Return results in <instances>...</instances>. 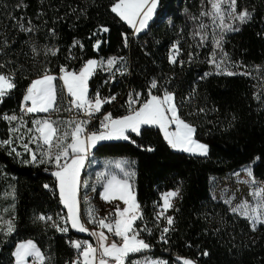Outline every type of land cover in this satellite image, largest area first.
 Listing matches in <instances>:
<instances>
[{
	"label": "trees",
	"instance_id": "1",
	"mask_svg": "<svg viewBox=\"0 0 264 264\" xmlns=\"http://www.w3.org/2000/svg\"><path fill=\"white\" fill-rule=\"evenodd\" d=\"M115 2L0 0V74L15 85L0 97V141H11L0 145V215L13 226L9 233L0 222V264H15L14 250L27 240L40 249L43 264H68L78 253L73 244L86 235L64 224L67 210L52 175L55 166L32 162L24 147L34 153L44 148L32 140L36 120L56 121L61 131L67 127L64 86L57 78L52 116L23 114L22 101L34 78L59 75L61 67L78 71L89 60L110 57L119 60L111 69L96 68L88 81L90 97L96 92L103 99L115 96L101 113L124 117L133 109L130 96L139 94L143 102L172 93L179 117L208 147L205 156L176 151L159 127L142 125L139 135L128 132L127 140L102 141L93 148L95 158H126L133 176L141 211L134 228L149 248L128 255L126 264H184L185 259L264 264V224L253 231L248 219L211 196L212 177L249 163L264 183V84L257 86L245 74L221 72L213 62L241 63L264 78V0H237L238 14L249 16L244 22L235 19L229 33L202 14L209 13L208 0H158L154 18L139 33L111 11ZM124 36L130 38L128 48L122 45ZM174 46L179 54L171 63ZM153 81L156 88H151ZM174 190L180 192L174 206L158 217L155 202L160 205L163 194ZM90 202L95 208L100 201L94 197ZM165 217L172 218V225Z\"/></svg>",
	"mask_w": 264,
	"mask_h": 264
},
{
	"label": "snow or ice",
	"instance_id": "2",
	"mask_svg": "<svg viewBox=\"0 0 264 264\" xmlns=\"http://www.w3.org/2000/svg\"><path fill=\"white\" fill-rule=\"evenodd\" d=\"M212 13H202L203 15H212L214 18H218L220 25L227 27L229 30H233L231 25H224V12L221 8L222 3H228L229 15H232L234 19L244 22L249 13L242 11L236 14V0H210ZM116 0L113 4L111 11L116 13L123 21H125L131 28L135 29L136 33H139L147 26V22L151 19L153 10L156 8L157 0ZM204 25H201L203 28ZM24 31H32L31 28L23 29ZM103 31L107 32L108 29L104 28ZM125 37V41H126ZM203 39V37H202ZM217 47H219L220 41H216ZM96 47H99L97 44ZM55 52H53V55ZM179 54L178 46H174L171 63H176V56ZM215 62V61H213ZM97 61L89 60L87 64L80 70L79 73L70 72L67 69L61 67V72L64 74L61 79L67 88V92L72 100L70 104L75 109L81 111L87 117H91L94 114L100 112L102 106L105 103H111L115 100V96L101 99L99 92H96L92 98L88 97V80L97 67ZM100 66H103V61L99 62ZM116 63L115 58L109 59L107 64L109 68ZM233 73H228L232 75ZM56 77L45 73L40 79H37L31 83L27 89V94L24 97V101L31 102V106L25 104V109L29 113L44 112L47 113L54 109L56 104V91L53 85V81ZM15 87L9 77L0 74V97L6 94V91ZM155 81L151 84V88H156ZM151 95V93L149 92ZM139 96V94H137ZM138 100L131 99L129 97V108L132 109V105L138 103ZM72 107L68 111H72ZM3 119L12 121L16 120V116H4ZM89 120H69L63 123L67 125L62 134L58 135L60 131L54 127L56 121L36 120L34 123L37 125L35 131L38 136L32 137L34 142L42 141V145L45 151L41 153L39 163H51L58 169L52 173L58 179L60 196L66 207L68 208V216L71 220V226L78 229L80 232H87L88 229L79 220V201L77 198V189L79 184L80 168L83 166L84 159L87 154L89 146H94L98 140L105 139H129L125 134L127 131H131L140 134L142 125H157L164 134V139L173 149H181L184 151H192L188 147L189 144H195L196 148L200 150L201 155H207V145L196 143L193 140V134L195 128L180 119L178 115V109L174 103V96L168 92H165L163 97L151 95V98L146 100L138 109H132L129 115L114 119L111 113H107L101 121L102 127L106 129L105 132L86 134V125ZM175 124L176 130L169 131V127ZM18 131V129H14ZM31 131V129L29 130ZM134 142V141H133ZM11 141H0V145L10 144ZM25 149L31 153L32 162L37 161V157L28 145H24ZM55 149V151H53ZM151 151L152 149H148ZM19 155V153L17 154ZM117 168H121L120 164L116 165ZM125 177L130 176V173H125ZM248 175L251 177L252 173L249 170ZM251 183L255 184L254 178ZM47 187V185H45ZM130 185L127 179H120L116 175H112L108 179L103 188L102 198L111 203L109 198L111 193L113 197L121 200L126 207L120 209L117 205L114 214H110L101 219H96L94 210L88 212L89 220L91 223L97 224L101 229H106L109 233L120 237L122 243L117 245L113 242L111 245H107V237L103 231L91 233L96 235L100 241V248L102 249V255L104 257H110L116 261V264H123V258L129 252L140 251L141 249L149 248L142 239H137L139 232L134 228L135 221L141 217L134 213V210L139 208V204L136 202L135 195L129 191ZM118 190V191H117ZM264 188H260L258 191L251 193L254 197L258 198V202L254 208L249 212V205L247 201L242 202L239 206L232 208L234 213H239L245 218L249 219L251 228L256 230L258 225L264 224ZM178 192H169L163 197L164 210L172 207L170 203V197H175ZM230 203V202H228ZM163 211L159 215H163ZM115 219H112V216ZM40 219H45L41 216ZM48 219H51L50 217ZM168 225H172L173 220L171 217H165ZM109 221V222H106ZM7 231L10 233L13 230V226L10 221L7 222ZM61 231H67V228L61 229ZM165 233L169 231L168 228L163 230ZM164 239V237H161ZM166 242V241H165ZM73 246L81 250L80 255L83 257L82 264H91L95 259L97 249L91 244L85 242V246H82L79 242H74ZM208 253L205 252L204 255ZM17 264H27V257L34 256L44 262V256L36 246L29 241L27 244H22L16 250ZM75 264H81L80 261ZM99 264H107V260L101 258ZM184 264H193L192 261L185 259Z\"/></svg>",
	"mask_w": 264,
	"mask_h": 264
},
{
	"label": "rangeland",
	"instance_id": "3",
	"mask_svg": "<svg viewBox=\"0 0 264 264\" xmlns=\"http://www.w3.org/2000/svg\"><path fill=\"white\" fill-rule=\"evenodd\" d=\"M208 3H209V13H212L213 10H212V7H211L210 0H208ZM150 5H151V0H149V5L148 6H150ZM157 7H158V0H157L156 8L153 10L151 19L148 20L147 24L154 18ZM221 8H222V10L224 12V21H223V24L224 25H231L232 26V29H233V23H234L235 19L233 18L232 15H229V5H228V3H222L221 4ZM236 14H238V12H237V6H236ZM209 17H210V20H211L212 25H214L215 28L220 29L221 31H223L225 33H229L230 31H232V30H229L227 27L221 26L220 25V21H219L218 18H214L212 15H209ZM133 30L135 31V29H133ZM173 48L171 49V55H170L171 58H172V55H173ZM215 64H216L217 70H219L221 72H224V73H227V74L228 73L245 74V75L251 76L256 81L257 86H262L264 84V78L261 77L258 72H256V71H254V70H252V69L244 66L241 63H236V62H233L232 63V62L229 61V63L227 64L228 66H224V64L222 62V59H218V60L215 61ZM122 66L125 68L124 65H122ZM108 69H111V68L108 67ZM4 76H6V75H4ZM6 77H9V76H6ZM62 84L65 87L64 82ZM64 90H65V88H64ZM65 94H66V92H65ZM68 97H70V96L68 94H66L65 95V103H66V98H68ZM134 97L135 96L132 95L131 99H133ZM136 98H139V96L136 95ZM70 120H72V119H70ZM81 120H83V119H81ZM151 126H157V125H151ZM34 132H35L34 136H38V134L36 133V131H34ZM59 132H61V129H60ZM103 132H105V131H103ZM162 134H163V131H162ZM163 136H164V134H163ZM193 140L196 143L203 144V143H201V142H199V141H197L195 139L194 134H193ZM104 141H107V140H104ZM40 142L42 144V141H40ZM188 147L191 148V149H194L195 148V144H189ZM174 150H176V149H174ZM43 151H45V148L40 149L38 147V150L35 153V155L37 157V161L36 162H39V160L41 158V153ZM53 151H55V149H53ZM176 151H184V150H176ZM184 152H186V151H184ZM186 153H188V152H186ZM91 158H92V156H91ZM107 158H110V157H107ZM119 160H121V159H119ZM253 166H254V163L245 164L242 167H240L239 169H237L235 171H232V172H230V173H228L226 175L212 177V179H211V196H212V198L214 200L222 201L223 203L227 204L228 207L230 208L231 212H233L232 211V208H235V207L239 206L242 202L247 201L248 202V205H249V212H251V209L254 208L256 206L257 202H258V198L257 197H254L253 195H251V193H253L255 191H258L260 188H264V183L262 181L258 180L254 176V174H253ZM129 169L130 168L128 167V170L126 169V171H127V173H130L131 174V171ZM249 170L252 173V176L251 177L248 175V171ZM253 178L255 180V184L251 183V181H252ZM174 191L175 192H178V190H174ZM262 196H264V194H262ZM177 199L178 198H176V196L175 197H170V203L172 204V207L174 206V204H175V202H176ZM83 200L84 199L81 196V201L83 202ZM84 202H85L84 203L85 204L84 216L87 217L88 220H89L88 212L90 210H94V214H95L96 213L95 210L97 209V207L94 208L95 203L90 202V200L89 201H84ZM228 202H230V203H228ZM162 206H163V203H161V206H160V210L159 211L160 212L163 211V213H165L167 210H169V209L172 208L171 207V208H169L167 210H164L162 208ZM260 211L261 212H264V209H261ZM159 213L157 215H158V217H161L162 215H159ZM132 214H135V210H134V213H130L129 215H132ZM235 214L240 215L241 217L245 218L243 215H241L239 213H235ZM2 218H3V216L0 215V222H1V224H6L7 225V222L9 220H4ZM105 235L107 237V241H106V244L107 245H111L113 242H115V241L110 240L108 238V235L106 233H105ZM95 237H96V240H97V248L96 249H98V253H97L98 255H97V257L98 258L104 257L102 255V249L100 248L99 238L97 236H95ZM115 243H117V242H115ZM117 245H120V244L117 243ZM141 250L144 251L145 249H141ZM131 253H134V252H129L123 258V264H126L127 259H128L127 257ZM107 258H110V257H107ZM110 259H112V258H110ZM112 260H114V259H112ZM115 264H116V261H115Z\"/></svg>",
	"mask_w": 264,
	"mask_h": 264
},
{
	"label": "crops",
	"instance_id": "4",
	"mask_svg": "<svg viewBox=\"0 0 264 264\" xmlns=\"http://www.w3.org/2000/svg\"><path fill=\"white\" fill-rule=\"evenodd\" d=\"M113 57H110L106 60H95L97 61V67L98 68L100 66V63L101 61H103V68L105 69H108V64H107V61L109 59H112ZM116 62H118L119 59H116ZM88 62V61H87ZM87 62L85 63V65L87 64ZM84 65V66H85ZM115 64H113L111 66V68L114 66ZM83 66V67H84ZM82 67V68H83ZM81 68V69H82ZM95 68V69H96ZM80 69V70H81ZM80 70L78 71H70V72H76V73H79ZM69 71V70H68ZM95 71V70H94ZM49 75H52L54 77L59 78L61 80V82L63 83V80L61 79V77L64 75L62 72H60L59 75H54V74H49ZM42 77V76H41ZM41 77H36L32 80L35 81L37 79H40ZM91 77V76H90ZM56 79L53 81V85L55 87V91H56V86H55V81ZM90 79V78H89ZM89 81V80H88ZM12 82V81H11ZM31 82V83H32ZM31 85V84H30ZM65 88V92L66 94H68L67 92V88L66 86L64 87ZM10 90V89H9ZM8 91V90H7ZM27 94V92H26ZM25 94V95H26ZM172 94V93H170ZM69 95V94H68ZM164 94H162L161 96L159 97H163ZM173 95V94H172ZM174 96V95H173ZM25 97V96H24ZM89 98H92L88 95ZM72 98V97H71ZM151 98V96L149 97V99ZM103 99V98H101ZM133 100H138L139 102L138 103H135L133 104V109H138L139 107H141V105L145 102H140L139 98H136V96L133 98ZM27 103V106H31V102L28 101V102H25L24 101V98H23V101H22V107L25 108V104ZM174 103H175V99H174ZM176 105V104H175ZM177 107V106H176ZM55 111V107L54 109L50 110L49 112L47 113H50V116H52L53 112ZM29 113V112H28ZM35 113H44V112H35ZM121 118V117H119ZM114 119H118V118H114ZM181 119V118H180ZM45 120V119H44ZM37 125L35 126V129H36ZM55 127V126H54ZM158 127V126H157ZM176 130V126L175 124H172L170 127H169V131H175ZM63 131L61 132H58V135L59 134H62ZM128 132H131L130 130L127 131L125 134L127 135ZM37 133V132H36ZM38 134V133H37ZM39 135V134H38ZM107 141L109 140H118V139H105ZM104 140H98L94 146H89L88 147V150H87V154H86V157L84 159V162H83V166L80 168V173H79V184H78V189H77V198H78V201H79V209H78V213H79V220L81 221V215H82V201H81V196L83 197L84 201H89L90 199L94 198V197H97L99 199V201H105L102 196H103V188H104V185L106 183V181L108 179L111 178L112 175H116L118 176L120 179H127L128 180V183L130 185V189L129 191H131L134 195H135V190H134V186H133V182H132V179H133V176H132V173L130 176L128 177H125V173H127L126 169L128 167V160L126 158H107V157H103V158H95V157H92V150L93 148L100 142H102ZM208 148V147H207ZM176 150H181V149H176ZM188 152L189 154H193V155H200V156H205V155H201L199 154L200 153V150L196 148L192 149V151H186ZM208 153V151H207ZM121 159V160H119ZM48 165H51V166H54V164H51V163H46ZM117 164H120L121 165V168H117L116 165ZM56 168V167H55ZM58 169L56 168L55 171H57ZM118 191V190H117ZM57 192L60 196V189H59V182H58V179H57ZM169 192H175V191H169ZM169 192H166L165 194L169 193ZM96 193V194H95ZM178 195L176 196V198L179 197L180 195V192L178 190ZM165 194H163L162 196V201L161 203H163V197L165 196ZM109 198L112 200L113 204H115V206H119L120 209H124L126 207V205L119 199H116L115 197L112 196V194L110 193L109 194ZM60 199H61V196H60ZM135 199H136V195H135ZM61 202L63 204V206L66 208L67 210V220L64 222V224L67 223V226L69 228H71L72 230L76 231V232H79V233H83V234H86V232H80L78 229L76 228H73L71 226V220L69 219V216H68V208L66 207V205L64 204V202L62 201L61 199ZM107 202V201H105ZM137 202V200H136ZM135 214L141 216V211L140 209H136L135 210ZM136 222V221H135ZM82 223V221H81ZM102 230H99V231H96V233H99L101 232ZM103 232H105L103 230ZM106 233V232H105ZM107 234V233H106ZM96 236V235H95ZM29 241H31L35 246L36 248L37 245L35 244L34 241L32 240H27V241H23V242H20L17 244L15 250H14V258H15V264H17V260H16V250L17 248H19L20 245L22 244H27ZM97 242V240H96ZM116 242V241H115ZM39 249V248H38ZM40 250V249H39ZM41 252V251H40ZM42 253V252H41ZM97 253H98V249H97ZM83 258V257H82ZM32 262H36L38 264H41V261L39 259H37L36 257L34 256H29L27 257V264H31ZM91 264H99V262H95V260H93L91 262Z\"/></svg>",
	"mask_w": 264,
	"mask_h": 264
},
{
	"label": "built area",
	"instance_id": "5",
	"mask_svg": "<svg viewBox=\"0 0 264 264\" xmlns=\"http://www.w3.org/2000/svg\"><path fill=\"white\" fill-rule=\"evenodd\" d=\"M125 37L127 38L126 41H125ZM129 43H130V38L128 36H124L122 45L125 48H128L129 47ZM128 92L130 94H132L133 93V89L130 88ZM71 100H72L71 97L66 98V105H67L66 106V115H67V119H69V120L70 119H72V120H81V119L89 120L90 119V122L87 123V125H86V134H91L93 132L100 133V132L106 131V129H104L102 127L101 121H103L105 114H107L108 112H106V113L98 112V113L94 114L93 116H91L89 118L86 115H84L81 111H79V110L75 109L74 107H72V105L70 104ZM70 107H72V111H68V109ZM22 109H25V108L22 107ZM22 113L26 114L27 111L26 110H22ZM51 192L55 193L56 190L52 189ZM155 204H156V207H157V214H158L160 212L159 210H160L161 204L158 205L157 202H155ZM96 207H97V209L95 210L96 213L94 214L96 219H101V218H104L106 216H109L110 214H114V210L116 208L115 204H113L112 202L109 203V202H105V201H100L98 203V205H96ZM112 219H115L114 215L112 216ZM81 221L84 224V226L88 229V231L85 234L86 237L82 238L79 241H76V242H79L82 246H85V242H87L88 244H91L94 248H97L96 237H95V235H92L91 233L99 231V230H102V231L104 230L107 233L108 238L110 240L116 241L119 244L122 243V240H121L120 237H117L114 234L109 233L105 229H101L97 224L91 223L88 220V218L85 217L83 214L81 215ZM106 222H109V221H106ZM137 239H141L140 236H138ZM76 250L78 251V253L74 256V258L68 264H75V262H77V261H80L81 264H82L83 258L80 255V251L82 249L81 250L76 249ZM97 255L98 254L96 252L95 259H94L96 262L100 261V259L103 258V259L107 260V264H115L114 260H112L110 258H107V257L98 258ZM31 264H38V263L32 262Z\"/></svg>",
	"mask_w": 264,
	"mask_h": 264
}]
</instances>
